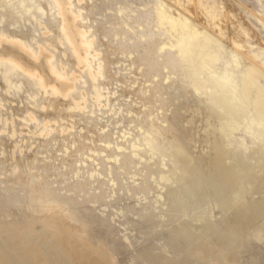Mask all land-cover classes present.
Returning a JSON list of instances; mask_svg holds the SVG:
<instances>
[{"label":"rangeland","instance_id":"obj_1","mask_svg":"<svg viewBox=\"0 0 264 264\" xmlns=\"http://www.w3.org/2000/svg\"><path fill=\"white\" fill-rule=\"evenodd\" d=\"M9 2L0 0V35L40 50L71 88L52 94L18 70L4 79L10 64L0 59V193H20L15 205L0 198V264H244L223 250L238 252L264 221V0H71L89 67L64 38L55 0ZM160 9L197 32L186 40L193 57L183 67L159 68L179 52L183 31L190 35L156 27ZM111 23L120 24L108 37ZM131 26L156 33L142 42ZM250 64L263 75L249 76ZM226 66L208 86L223 87L211 101L200 85ZM47 210L63 211L64 220L49 225ZM257 261L252 255L249 264Z\"/></svg>","mask_w":264,"mask_h":264},{"label":"bare ground","instance_id":"obj_2","mask_svg":"<svg viewBox=\"0 0 264 264\" xmlns=\"http://www.w3.org/2000/svg\"><path fill=\"white\" fill-rule=\"evenodd\" d=\"M30 1L32 3L34 0H30ZM55 1L58 4V7H59V10H60V13H61L63 22H64L63 23V27H62L63 36L69 42L70 47H71L74 55L77 58L78 65H80L82 67H89V66H91V64H92V58L90 57V54L88 52V44H87V42L85 40L86 31L82 30V28L81 29L80 28L78 29V27L75 26V22L74 21H71V19H70V10H69L68 5H69V3H70L71 0H55ZM11 3H12V0H10L9 4H11ZM30 6H32V5H30ZM150 6H149V8H150ZM46 8H47V3L45 1H43L38 6V10L41 13H43ZM147 8H146V10H148ZM30 10H31V7H29L27 9L26 13H29ZM146 14H147V16L145 15L146 17H148V16L150 17L149 12H147ZM146 19H148V18H146ZM139 22H140V20H139ZM119 24H114V25L112 24L113 26H111V28H110V34L108 33V37H113V36L116 35V29L119 26ZM127 24L129 25V22ZM151 24H148V25H151ZM133 26H134V24H133ZM162 26H165L164 31H163L165 34L166 33H169L170 34L173 30H176V29H179V28L182 29V30H184V29L189 30V25H188L187 20L185 18H182L180 16L174 17L172 15H167L163 10L161 11V9H160L157 12V24H156V27H159L160 28ZM148 27H150V26H148ZM140 28H142V27H140ZM149 29H152V28H149ZM127 30L129 32H131L132 34H134L136 37H138L142 42L143 41L148 42L150 39L152 40L153 34L156 33L153 30H151L150 32L147 31L145 33L144 32H139L137 29L132 28V26H131V29L129 28ZM156 30L158 31V29H156ZM159 31H158V33H159ZM161 31H162V29H161ZM189 32H190V35H188V33L186 34V32L183 31L184 34L181 35L179 42H177V44L180 45L178 47L179 48V52L176 55H174V53L168 52L165 62L159 68L167 69V68L172 67V66L183 67V66H185L189 62L190 58H192L193 55H192V50L188 47L186 40L188 38L190 39L191 37L192 38H195L197 36V32L193 31L192 29H190ZM158 33L156 34V36H158ZM159 36H161V35H159ZM122 39L126 40V42L128 40H130L129 36L126 33L124 34V36L122 37ZM168 39H169V37H168ZM132 40L134 41V39H132ZM133 41H132V43H133ZM6 42L9 43L10 47L0 49V59H6V60H8L9 61V64H10V67L5 68V69L2 70V72H1V77L2 78L9 79V77L11 75V72L13 70H18V71H21V72L25 73L30 78L37 80L38 83L44 89L48 90L52 94L66 93L71 88V84H70V80L71 79L66 75V73L62 70V68H59L58 66L54 65L50 61V58H48V57H40V55L42 54L40 50H38L37 52L36 51H31L25 45V43H23L20 39L14 38V39H11V40H6L2 35H0V46H2V44L3 43H6ZM126 42H124V43H126ZM124 45L125 44H123V46ZM216 45L219 46V43H217ZM130 46H132V45H130ZM148 46H149V44H148ZM125 48H126V46H125ZM162 48H163V46L159 47V50H161ZM133 49H135V48H133ZM165 53H167V52H165ZM169 53H171V54H169ZM161 57H163V55ZM233 57L236 58V54L235 53H233ZM215 58H217V57H215ZM35 60H39V61L34 62ZM143 61L145 62V64L148 67H151V65H152V62H151L152 61V57L151 56L146 55V57L144 58ZM258 61L260 62L259 63L260 65L264 66V61L263 60L260 59ZM30 62H34V63L31 64ZM231 63H233V58L231 60ZM159 68L153 69V72H152L153 75H156L157 74ZM226 68H227V66L224 67L221 70H215V71H213L211 74H209L207 76L206 84L205 85L204 84L200 85L204 89V91H205L204 93L207 94V96L209 97V100H211V101H212V97L214 96V94L217 93V92H221V90H222L223 87H219L217 90H208V86L214 80V78L218 74L224 72L226 70ZM174 70H176V69H174ZM93 74L94 75L96 74V70H93ZM262 75L263 74L261 73V70L260 71L259 70H256V68L253 65L250 64L249 76H253V77L257 78V77H260ZM51 77L53 78V80H51ZM235 79H236V77H235ZM193 82L194 81L192 80V77L191 78H188L187 83H189L190 86L193 84ZM261 91L264 92V88H262ZM231 114L232 113L229 110L228 113H227V116L228 117H227V121L226 122H229L230 121ZM149 125H151V124H149ZM218 127H220V126H218ZM155 129H154V131H155ZM154 131H153V134H154ZM260 135H261V130H256V132L254 133V137H255L254 139H258ZM169 138H171V137H169ZM171 145H172V143H171ZM244 149H245V147L243 146V144H241L236 149V152H241ZM182 152H184V151H182ZM182 152L180 151V154ZM180 154L178 153V155H180ZM217 158H218L219 163L216 161L217 162L216 164H220V166H219L220 169L218 170V171H220L222 169L221 165L223 164V161L224 160H223V157L221 155H218ZM257 158H258V161H260L259 163H262L263 162V156H262L261 153L257 156ZM186 169L190 170L189 168H186ZM239 171H240V169H239ZM203 172H204V170H203ZM253 175H255V177L257 176L256 174H253ZM205 177H202L201 183L204 181V178ZM239 188H240L239 186H236V189L238 191H239ZM253 188H254L253 181L251 180L250 193L253 191ZM199 197H200V193L198 192V194L197 193L195 194L193 200H195V199H197ZM0 198H2L3 205H15V204H17L20 201V193H17V194H14V195H9L8 192L7 193H3V194L0 193ZM33 201H34V203H38L39 202V199H35ZM220 205H222V198L221 197H218L217 200H216V206H220ZM188 208H189L188 205L187 206L186 205L183 206L182 207V214H184L185 212H187ZM247 215H246V217H247ZM64 216H65V213L63 211H61V213L59 215H52L51 212L49 210H47L46 214L44 215V218L47 220V222L49 223V225H52L53 226V225L58 224L62 220V218ZM102 223H105V221L102 222ZM63 227H64V225H63ZM65 227H67V226H65ZM142 229H144V228H142ZM3 230H5V229H3ZM74 231H75V229H74ZM239 231H240V228L235 229L234 235L237 234V233H239ZM7 233H9V232H6V234ZM79 234H81V233L79 232ZM247 235H248V239L238 249V252H236L233 247H231V248L230 247H227V248H225L223 250V255H225V253H228V252H230L229 255L233 253L232 255H233L234 258L237 255H243V257L245 258L244 264H249V259L253 255L258 260L257 261V264H264V243H263L264 240L261 239L260 243L257 246H254V248L251 246V240L255 236H258V235L259 236L260 235H263L264 236V221L261 222V224L256 225L255 228L250 229L247 232ZM213 238H215V240H221L223 238L222 232L221 231L219 232V230L216 229L215 230V233L213 235ZM84 241L85 240H83V242ZM85 242L87 244L88 241H85ZM89 243H90V241H89ZM87 245L89 246V244H87ZM12 263H14V262H12Z\"/></svg>","mask_w":264,"mask_h":264}]
</instances>
